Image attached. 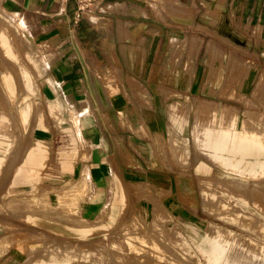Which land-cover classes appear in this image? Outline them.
Listing matches in <instances>:
<instances>
[{
  "label": "rangeland",
  "instance_id": "374dc122",
  "mask_svg": "<svg viewBox=\"0 0 264 264\" xmlns=\"http://www.w3.org/2000/svg\"><path fill=\"white\" fill-rule=\"evenodd\" d=\"M155 1L165 11L177 10L170 0ZM168 15L173 19L172 13ZM219 17V26L210 35L220 43L233 40L229 61L226 46L215 41L206 46L213 52L203 62L195 56L200 37L187 36L175 44L174 49H180L181 54L185 47L187 73L198 64L194 84L208 88L203 95H185L184 106H168L171 118L186 122V162L181 161L186 172L179 185L184 190L180 196L183 205L174 204L177 198L173 196L171 205L163 206L162 199L169 190L160 191L145 180L130 187L113 183L106 191L94 190L86 180L68 190L49 182L61 177L67 155L75 156L78 150L74 140L67 139L70 130L62 125V109L47 102L40 92L50 83L41 78L46 63L30 45L25 31L28 27L0 6V140L18 134L28 135V140L35 134L52 135L49 143H38L35 151L31 142L26 143L29 158L35 157V152L42 154L43 189L37 194L34 188L3 189L2 171L18 142L9 145L0 141V264H210L209 248L214 241L228 243L242 257L264 259V15H245L241 21L234 15L238 24L234 29L228 26L227 13ZM8 24L11 32L16 30L15 38L10 36ZM174 53L172 67L177 64ZM212 69V77H208ZM134 96L139 100V95ZM164 96L177 100L171 94ZM201 101L208 107L203 108ZM222 112L227 116L223 118ZM201 126L225 128L230 137L246 133L247 142L253 133L252 145L263 148L247 157L251 165L244 168L246 172H238L226 164L232 158L205 155L208 150L196 135ZM259 134L262 137L256 138ZM79 149L83 152L81 144ZM80 158H84L82 154ZM177 176L172 175L175 187ZM96 197L99 205L94 203ZM83 200L90 206H83Z\"/></svg>",
  "mask_w": 264,
  "mask_h": 264
},
{
  "label": "crops",
  "instance_id": "0c3cea01",
  "mask_svg": "<svg viewBox=\"0 0 264 264\" xmlns=\"http://www.w3.org/2000/svg\"><path fill=\"white\" fill-rule=\"evenodd\" d=\"M256 1L170 0L177 10L165 11L155 0H100L76 19L72 0H0L4 12L18 16L28 27L27 39L46 63L41 78L50 83L40 92L62 109V125L70 130L67 139H73L78 150L75 156L67 155L61 177L49 182L68 190L86 180L94 190L106 191L113 183L130 187L145 180L160 191L169 190L163 194V206L171 205L173 196L177 198L174 204L183 205L184 190L179 185L186 172V164L181 163L186 162V122L174 117L172 121L168 106H184L185 95H203L208 87L194 84L198 64L186 72V50L181 54L174 49L176 41L200 37L195 56L201 62L208 60L213 51L206 46L215 41L210 32L218 28L220 14L227 13L228 26L234 29L238 26L234 15L239 21L245 15H264V0ZM231 41H215L226 46L228 61L229 46H235ZM173 51L178 53H174L177 64L172 67ZM212 73L213 69L208 77ZM169 94L177 100L164 96ZM50 138L40 133L29 140L26 134L0 140L9 145L18 142L2 171L3 189L34 188L35 194L43 189L42 156L29 158L26 143L31 142L34 150ZM176 174L177 188L174 177L172 181ZM94 203L100 204L98 197ZM82 205L90 203L83 200Z\"/></svg>",
  "mask_w": 264,
  "mask_h": 264
},
{
  "label": "bare ground",
  "instance_id": "6f19581e",
  "mask_svg": "<svg viewBox=\"0 0 264 264\" xmlns=\"http://www.w3.org/2000/svg\"><path fill=\"white\" fill-rule=\"evenodd\" d=\"M189 19V18H188ZM6 21V20H5ZM8 30H9V33H10V36L15 38L16 36V30H14L13 32H11L12 30V27L8 24ZM1 41L2 43L7 47L9 48L10 50V47L9 45L7 44V42H5L4 39L1 38ZM23 41V40H22ZM208 44V43H207ZM16 65V64H15ZM16 67V66H15ZM17 68V67H16ZM22 72V71H21ZM26 73V72H25ZM29 76V74H28ZM26 80H27V83L30 84V79L29 77H25ZM25 80V79H24ZM10 82V81H9ZM25 82V81H24ZM7 84V82H6ZM26 86V85H25ZM10 88V86H9ZM28 95V94H27ZM201 103V106L203 105V108L205 107H208V104L207 102H204V101H201L199 102ZM198 103V105H200ZM21 110V109H20ZM24 108H22V113L25 114V110ZM208 110V109H207ZM228 112V111H227ZM196 113V112H195ZM224 115V117L227 116L226 112H222ZM197 115V114H196ZM195 115V116H196ZM22 117V116H21ZM24 117V115H23ZM195 119V118H194ZM73 121H75V117L73 116L72 118ZM38 123V122H37ZM201 123V121H200ZM246 131V130H244ZM232 133V132H231ZM248 133V132H247ZM255 133V132H254ZM245 136H246V133H244ZM249 134V133H248ZM253 134V133H252ZM250 136V142L246 141V137L245 136H242V134L239 136L235 135L232 137H230V134L229 132L225 129V128H220V129H216V130H212L210 126L208 127H205L203 128V126H201V128L198 130L197 132V136H198V141H201L202 143V147L204 148V150H208L206 152L205 155H209V157H213L215 158L216 155H219V157L221 158H225V157H230L232 158V160L230 161H227L226 164H228L229 166L231 167H234V168H238V172H246L245 171V167L247 165H251L250 161L247 159L248 156L252 155V154H258L260 152V149L258 147H260L261 145L259 146H255V145H252L251 143V138L252 135ZM196 136V137H197ZM230 137V138H229ZM249 137V136H247ZM258 137H262L261 134H259V136H256V138ZM255 138V137H254ZM253 138V139H254ZM261 142V139L259 140ZM256 142L258 143V141L256 140ZM198 143V142H197ZM256 143V145H258ZM262 143V142H261ZM264 144H262L263 146ZM261 146V147H262ZM2 147V146H1ZM0 147V148H1ZM5 148V147H3ZM263 148V147H262ZM36 150V149H35ZM34 150V151H35ZM40 153V152H39ZM264 153V152H263ZM35 154H37L35 152ZM42 154H40L41 156ZM29 156V155H28ZM35 156V155H34ZM39 156V155H38ZM207 157V156H206ZM36 159V158H35ZM31 160V159H30ZM211 160V159H210ZM26 162V161H24ZM28 162V161H27ZM26 162V163H27ZM194 162V161H193ZM25 163V164H26ZM207 163V162H206ZM32 164V163H31ZM30 165V164H28ZM249 165V166H250ZM253 166V165H252ZM23 169V168H21ZM20 169V170H21ZM28 169V168H27ZM25 169V170H27ZM29 170V169H28ZM27 170V171H28ZM213 170V169H212ZM262 170V169H261ZM250 171V170H249ZM247 171V172H249ZM23 172V171H22ZM251 172H253L251 170ZM250 172V173H251ZM35 179V178H34ZM29 183V182H28ZM141 187V186H140ZM119 193V192H118ZM114 196V195H113ZM117 198V197H116ZM115 199V198H114ZM117 201V200H116ZM22 203V202H21ZM24 204V203H23ZM78 209V208H77ZM76 210V209H75ZM79 213V212H78ZM263 225V227H262ZM261 225V230L264 229V223ZM56 228V227H55ZM54 228V229H55ZM57 228H60L61 227H57ZM66 228V227H65ZM63 229V228H62ZM70 231L69 228H66ZM59 230V229H58ZM85 230V229H84ZM62 231V230H60ZM75 232V230H74ZM78 233V232H77ZM75 234V233H74ZM82 234V233H81ZM77 235V234H76ZM198 240V239H197ZM206 241H207V237L203 239V241L201 242V245L202 247L205 246L206 244ZM233 248L231 246H228V243L224 244V243H220L219 241H214L212 244H211V247L209 248V255H210V264H220L221 261H222V258L225 254V252L227 251V259L225 260L224 264H264V259H261V258H258V257H252V256H248V257H242L240 256V254L238 252H233L234 250H232ZM233 252V254H232ZM235 253V254H234ZM240 256V257H239Z\"/></svg>",
  "mask_w": 264,
  "mask_h": 264
},
{
  "label": "built area",
  "instance_id": "2783aa9c",
  "mask_svg": "<svg viewBox=\"0 0 264 264\" xmlns=\"http://www.w3.org/2000/svg\"><path fill=\"white\" fill-rule=\"evenodd\" d=\"M75 3V18H81L86 12L98 6L100 0H72Z\"/></svg>",
  "mask_w": 264,
  "mask_h": 264
}]
</instances>
